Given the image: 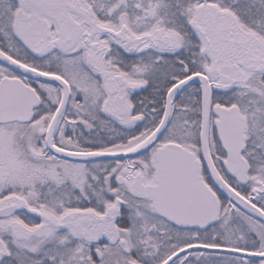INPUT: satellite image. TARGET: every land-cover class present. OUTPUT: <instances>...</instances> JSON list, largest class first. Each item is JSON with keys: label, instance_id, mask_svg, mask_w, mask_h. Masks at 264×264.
Instances as JSON below:
<instances>
[{"label": "snow or ice", "instance_id": "6c2138e0", "mask_svg": "<svg viewBox=\"0 0 264 264\" xmlns=\"http://www.w3.org/2000/svg\"><path fill=\"white\" fill-rule=\"evenodd\" d=\"M0 264H264V0H0Z\"/></svg>", "mask_w": 264, "mask_h": 264}]
</instances>
